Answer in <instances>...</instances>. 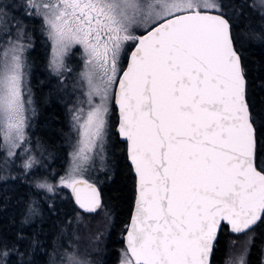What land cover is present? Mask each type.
<instances>
[{"label":"snow or ice","instance_id":"obj_1","mask_svg":"<svg viewBox=\"0 0 264 264\" xmlns=\"http://www.w3.org/2000/svg\"><path fill=\"white\" fill-rule=\"evenodd\" d=\"M11 7L0 2V23L8 24ZM21 7L34 10L26 16H43L57 69L75 45L86 56L89 108L73 117L80 139L60 181L86 212L101 206L100 192L78 174L102 153L110 103L118 107V131L136 176L121 264H210L222 223L247 234L264 222V166L256 165L264 150V99L257 104L250 96V84L264 93V79L257 85L245 64L248 49L264 48V31L241 35L223 0H24ZM11 19L22 33L23 21ZM22 51L13 43L0 59V146L9 158L25 140L30 103ZM37 163L24 160L27 182L37 195L53 192L33 171ZM22 215L15 238L0 235V264H35L31 257L42 245L23 225L42 212L33 200ZM49 264L86 262L65 249Z\"/></svg>","mask_w":264,"mask_h":264},{"label":"trees","instance_id":"obj_2","mask_svg":"<svg viewBox=\"0 0 264 264\" xmlns=\"http://www.w3.org/2000/svg\"><path fill=\"white\" fill-rule=\"evenodd\" d=\"M0 2L12 6L6 9L8 24L0 23V58L12 37L29 43L25 71L30 89L27 96L33 99L28 109L25 140L15 149L18 156L7 157V148L0 146V235L15 238L22 227V213L34 200L42 215L32 226L23 225V228L25 234L35 237L42 245L31 257L35 264H49L50 259L58 262L65 249H76L86 264H120L121 251L126 249L123 235L135 198V175L127 160L126 143L119 138L116 129L118 115L114 102L108 117L104 159L93 163L89 172L101 189L102 205L95 212H84L76 205L71 189L60 182L69 168L70 152L78 138L72 111L82 80L81 49L74 46L67 56L65 69L54 71L50 64L51 40L42 16H26V11L34 10L22 8L24 0ZM223 2L229 5L228 14L240 26L241 35L250 30L264 31L262 0ZM12 16L23 21L22 33L12 27L15 23ZM245 56L248 75L250 79L258 78L255 82L259 85L264 79V48H250ZM252 95L257 104L264 99V93L258 88L253 93L250 84ZM3 143L0 133V145ZM29 156L38 161L33 171L47 178L54 187L53 192L37 195L30 187L22 171L23 162ZM257 166H264V150L257 155ZM49 206L55 212H50ZM86 241H91L92 245ZM242 254L245 264H264V222H258L247 234H235L223 224L211 264H232Z\"/></svg>","mask_w":264,"mask_h":264},{"label":"rangeland","instance_id":"obj_3","mask_svg":"<svg viewBox=\"0 0 264 264\" xmlns=\"http://www.w3.org/2000/svg\"><path fill=\"white\" fill-rule=\"evenodd\" d=\"M263 2H264V0H262ZM42 16V15H41ZM42 18H43V16H42ZM45 26H46V30H47V34L49 35V29H48V26L45 24ZM50 37V36H49ZM51 40V39H50ZM13 43H16L17 45H21V46H23V51H22V53H21V58H22V61H23V73H24V76H23V90H24V94H25V99H26V101H28V100H30V103H26V105H25V107H26V112H25V115H26V118H28V109L31 107V104H32V100L33 99H31V97H28L27 96V90H30L29 89V86L27 85L28 84V74H27V72L25 71V67H26V50L29 48V43H24V42H22L18 37L17 38H11V39H9L8 40V42L5 44V47H4V49H3V51H2V56H1V58L0 59H2L3 58V53H4V50L6 49V48H10L11 46H12V44ZM75 46H79V45H75ZM74 47V46H73ZM73 47H71L66 53H65V55L63 56V67H61V68H56L53 64H52V60H53V42H52V40H51V54H50V64H51V67H52V69L54 70V71H56V72H62L64 69H65V67H66V65H65V63H66V59H67V56H68V54L70 53V51H71V49L73 48ZM80 47V49H81V53H82V68H81V72H80V77H81V85H80V89L78 90L79 91V93H78V97L76 98V100H75V103H74V106H73V117H74V115H76L77 114V109H82L83 110V112L86 114V112H87V110H88V108H89V104H88V102H87V100H88V97H87V95H86V93H87V91H88V89H87V84H86V81L83 79V77H82V74L87 70L86 69V65H85V60H86V56H85V53H84V51H83V48L81 47V46H79ZM93 101H94V103L95 102H99V98L98 97H94L93 98ZM114 102V101H113ZM113 102L112 103H110V112H111V110H112V106H113ZM109 112V113H110ZM109 117V116H108ZM83 119V117H81V120ZM26 122H27V120H26ZM73 123H74V126L76 127V130H77V132H78V138H77V141H75V144L73 145V148H72V150H71V152H70V158H69V168L67 169V171H66V174H65V179H67L68 178V174H69V172L71 171V169H72V159H73V153H74V151L76 150V148L78 147V141H79V139H80V135H79V126H78V124H77V122L73 119ZM1 134H2V132H0ZM24 133H25V136H26V126H25V128H24ZM2 136H3V134H2ZM106 137H107V134H106ZM106 137H105V139H106ZM97 151H99V148H98V150ZM94 155V160H95V162L96 161H101L102 159H104V155H105V153H104V147H103V151H102V153L101 154H99V155H96V154H93ZM94 162V163H95ZM91 167L93 168V164L91 165V166H88L82 173H80V174H78V176H79V178H86V179H89V180H94L90 175H89V172L91 171ZM89 245H92V242L91 241H86ZM75 251H76V249H74ZM125 251H126V249H122V251H121V260H120V264H121V262H122V260L124 259V253H125ZM77 255L79 256V254L77 253ZM232 264H239V258H237V260L235 259L233 262H232Z\"/></svg>","mask_w":264,"mask_h":264},{"label":"water","instance_id":"obj_4","mask_svg":"<svg viewBox=\"0 0 264 264\" xmlns=\"http://www.w3.org/2000/svg\"><path fill=\"white\" fill-rule=\"evenodd\" d=\"M125 67H126V65H125ZM115 105V104H114ZM115 107H116V110H117V115H118V122H117V125H116V129H117V132H118V135H119V138L122 140V141H124L125 143H126V154H127V160H128V162H129V164L131 165V162H130V160H129V158H128V153H127V142L124 140V138L123 137H121L120 136V134H119V131H118V128H119V111H118V107L115 105ZM256 165H257V158H256ZM131 167H132V172H133V174L135 175V172H134V167L131 165ZM258 167V166H257ZM259 168V167H258ZM82 179H84V180H87L89 183H91V184H93L96 188H97V190L100 192V202H101V205H102V193H101V189H100V187H99V185L96 183V182H94V181H92V180H89V179H86V178H82ZM71 192H72V190H71ZM72 195H73V193H72ZM73 198H74V201H75V197H74V195H73ZM135 198H136V176H135ZM135 198H134V202H133V207H132V211H131V215H130V219H129V222H128V224H127V227L130 225V220H131V217H132V215L134 214V205H135ZM76 203V202H75ZM77 205V204H76ZM78 206V205H77ZM79 207V206H78ZM80 208V207H79ZM100 208V207H99ZM98 208V209H99ZM81 209V208H80ZM97 209V210H98ZM82 211H84V212H86L85 210H83V209H81ZM96 210V211H97ZM95 212V211H94ZM223 224H226V223H222V225H221V227L223 226ZM227 225V224H226ZM255 226V225H254ZM253 226V227H254ZM228 227H229V230H230V226L228 225ZM220 230H221V228H220ZM220 230H219V232H218V236H219V233H220ZM231 231V230H230ZM126 236H127V228H126V231H125V233H124V235H123V239H124V245H125V247H126ZM218 236H217V239H218ZM215 245H216V242H215V244H214V248H215ZM214 248H213V251H214ZM212 255H213V252H212ZM212 255H211V257H210V264H211V260H212Z\"/></svg>","mask_w":264,"mask_h":264}]
</instances>
